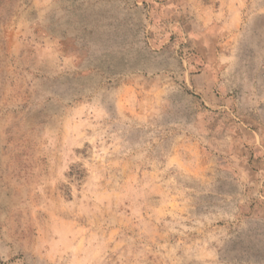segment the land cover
<instances>
[{"label":"rangeland","instance_id":"374dc122","mask_svg":"<svg viewBox=\"0 0 264 264\" xmlns=\"http://www.w3.org/2000/svg\"><path fill=\"white\" fill-rule=\"evenodd\" d=\"M0 264H264V0H0Z\"/></svg>","mask_w":264,"mask_h":264}]
</instances>
